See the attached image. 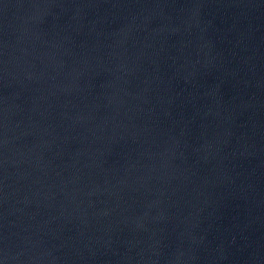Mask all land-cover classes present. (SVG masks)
<instances>
[{
    "label": "water",
    "instance_id": "water-1",
    "mask_svg": "<svg viewBox=\"0 0 264 264\" xmlns=\"http://www.w3.org/2000/svg\"><path fill=\"white\" fill-rule=\"evenodd\" d=\"M0 264H264V0H0Z\"/></svg>",
    "mask_w": 264,
    "mask_h": 264
}]
</instances>
